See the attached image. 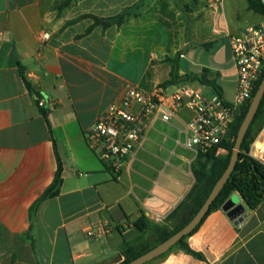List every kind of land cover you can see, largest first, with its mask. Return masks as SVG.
<instances>
[{
	"label": "crops",
	"instance_id": "0c3cea01",
	"mask_svg": "<svg viewBox=\"0 0 264 264\" xmlns=\"http://www.w3.org/2000/svg\"><path fill=\"white\" fill-rule=\"evenodd\" d=\"M136 3L122 25L87 33L94 20L84 15L110 17ZM56 4L0 0V264H119L128 246L154 239L151 228L137 230L134 222L145 215L150 225L171 227L170 215L196 183L198 155L185 145L190 113L148 121L118 178L90 149L86 130L128 84L153 90L176 64L181 78L207 69L228 99L223 75L190 62L209 46L228 49L234 62L228 35L261 21L239 0H79L62 15ZM22 70L43 95L49 124ZM236 81L237 70L233 91ZM57 155L60 192L36 206L54 180ZM233 196L242 199L232 193L186 239L204 260L175 246L146 264H264V202L250 209L242 199L246 216L236 225L224 208ZM189 212L185 207L176 221ZM89 228L101 234L89 237Z\"/></svg>",
	"mask_w": 264,
	"mask_h": 264
},
{
	"label": "built area",
	"instance_id": "2783aa9c",
	"mask_svg": "<svg viewBox=\"0 0 264 264\" xmlns=\"http://www.w3.org/2000/svg\"><path fill=\"white\" fill-rule=\"evenodd\" d=\"M228 42L237 70L233 100L218 92L206 94L203 87L188 82L160 84L150 91L128 84L123 95L106 107L86 130V138L108 171L119 177L142 143L148 121L158 118L169 122L181 109L190 113L185 145L197 155L234 140L231 127L240 110L252 99L264 69V17L257 25L229 34ZM44 104L41 100L40 105ZM248 154L264 166V126ZM98 234L101 232L87 230L89 237Z\"/></svg>",
	"mask_w": 264,
	"mask_h": 264
},
{
	"label": "trees",
	"instance_id": "16d2710c",
	"mask_svg": "<svg viewBox=\"0 0 264 264\" xmlns=\"http://www.w3.org/2000/svg\"><path fill=\"white\" fill-rule=\"evenodd\" d=\"M248 3L250 10L261 14L264 17V3L261 0H248ZM67 4L68 3H66V6H68ZM139 7L140 4L136 3L131 7L124 8L120 13L110 17H98L96 15H88V17H91L94 20V23L88 28L87 33H89L92 28L96 25H101L104 28L115 24L122 25L127 20V17L134 13ZM177 71L178 66L176 64L174 65V68L171 72V79L166 81L164 83L165 85H172L190 80H199L204 85L212 86L217 92L220 91L219 86H217L213 81L207 78V69H204L200 74H188L182 78L179 77ZM21 75L29 91L38 97L37 102L38 104H40V101L44 98L43 95L36 91L34 85L28 79L27 75L23 70L21 71ZM263 78L264 69L261 73L260 79L254 87V90L252 92V98L257 92ZM251 100L240 110L236 121L231 127L230 134L231 136H234V140L224 141L222 144L217 145L215 148L208 151L207 153H201L198 155V158L194 164V174L196 177V183L194 184L186 201H184L178 207V209L170 215L169 219L173 220L171 227L169 225H150L145 215L140 216L139 219L134 222V228L140 231H145L146 229L151 228L154 232V239L144 241L136 245L128 246L122 253L125 256V259L119 264H127L132 260L138 258L139 256L145 254L158 244L169 239L171 236L181 230L192 220V218L196 215V213L205 203L212 189L220 180L230 163V159L237 141L238 132L249 110ZM44 105L40 106V111L46 119L47 123L49 124V108H46ZM263 126L264 96L261 101L260 107L255 115V118L253 119L249 130L245 135L239 153V158L236 162L235 169L230 179L228 180L224 188L221 190L217 198L214 200V202L211 204L210 209L207 211L203 219L198 223V225L193 229V231L187 236L183 237L173 247L180 246L187 252L196 256L197 258L204 260L205 257L201 253L195 252L188 246L186 239L188 238V236L198 230L199 226L204 222V220L209 214L221 208L225 201L234 192H238L241 195V197L250 209H255L260 203L264 202V166L248 154L253 142L255 141L258 133L261 131ZM57 161L58 167L54 180L47 187L41 197L36 201V206H39L43 201L49 198L57 196L60 192V188L63 182L64 168L59 155H57ZM185 207H189L190 212L185 217H183L181 221H176L177 215Z\"/></svg>",
	"mask_w": 264,
	"mask_h": 264
},
{
	"label": "water",
	"instance_id": "95a60500",
	"mask_svg": "<svg viewBox=\"0 0 264 264\" xmlns=\"http://www.w3.org/2000/svg\"><path fill=\"white\" fill-rule=\"evenodd\" d=\"M263 96H264V78L262 79L257 92L255 93V95L251 100L249 110L239 129L235 148L233 150L230 163L227 169L225 170L220 180L216 183L209 197L206 199L205 203L202 205V207L199 209L196 215L192 218V220L181 230H179L177 233L171 236L169 239L158 244L157 246H155L145 254L139 256L138 258L132 260L127 264H146L148 261L166 253L175 244H177L183 237L190 234L193 231V229L198 225V223L203 219L207 211L210 209L211 204L214 202V200L217 198L221 190L224 188V186L230 179L235 169V165L239 158V153L241 150L243 140L245 138L247 131L249 130V127L253 119L255 118V115L260 107ZM242 199L237 196H233L226 202L224 206V208L228 210V216L230 217L231 220L235 222L236 225L241 224L246 216V207L243 204Z\"/></svg>",
	"mask_w": 264,
	"mask_h": 264
},
{
	"label": "rangeland",
	"instance_id": "374dc122",
	"mask_svg": "<svg viewBox=\"0 0 264 264\" xmlns=\"http://www.w3.org/2000/svg\"><path fill=\"white\" fill-rule=\"evenodd\" d=\"M240 2L246 4L248 3V0H239ZM56 11L59 15H62L66 12V7L73 6L78 7L79 0H56ZM234 0H226V4L233 3ZM66 3H68L66 6ZM249 4V3H248ZM245 6V7H246ZM88 15L93 14H86L84 16L88 17ZM256 18L260 19L258 22L262 21V17L260 15H256ZM227 46V45H226ZM204 51L206 53H204ZM202 53V55H201ZM225 55V56H223ZM197 57L193 58L190 62L191 66L196 69H199L200 64H204L206 67L210 68L212 73L214 74H221L224 77V80H220L219 82L223 83L226 96L229 100H233V86L235 84V78H236V70L233 68L231 71L225 72L229 70L234 62L231 61V58L228 53V49L224 48V50H221L220 53H217L216 50H212L209 46L207 49H201L196 54ZM197 70V69H196ZM209 89H207L208 91Z\"/></svg>",
	"mask_w": 264,
	"mask_h": 264
}]
</instances>
